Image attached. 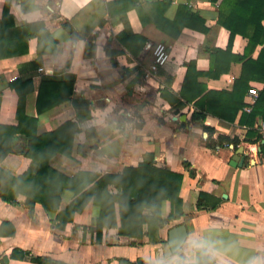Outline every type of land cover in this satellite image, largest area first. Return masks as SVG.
I'll use <instances>...</instances> for the list:
<instances>
[{
	"label": "crops",
	"instance_id": "obj_1",
	"mask_svg": "<svg viewBox=\"0 0 264 264\" xmlns=\"http://www.w3.org/2000/svg\"><path fill=\"white\" fill-rule=\"evenodd\" d=\"M111 1L0 0V19L7 5L17 27L43 22L57 42L54 54L37 56V41L31 39L27 54L0 59V125L17 126L19 97L11 84L30 80L31 92L25 95L22 110L26 117L36 119L37 134L78 121L70 157L57 153L49 160L52 169L69 178L81 171L115 174L152 157L157 168L182 176L179 198L183 215L159 230V243L131 239L135 244L129 246L127 240L119 238L117 229H103L100 242L95 243L92 228L99 209L92 202L58 230L51 226L56 214L47 213L41 205L36 204L30 216L24 196L19 195L14 206L0 199V226L8 222L14 228L12 236L0 237V264L4 258H8L7 264H35L28 257L9 259L14 249L63 264H120L119 259L142 264H196L198 250H204L214 264H249L253 259L264 264L263 122L257 118L253 127L260 141L256 137L247 140L250 129L239 124L242 113L249 112L255 102L249 91L258 95L263 85L249 83L243 99L249 110L239 111L232 123L212 115L202 123L192 121L194 106L180 98L187 64L194 61L198 71L207 72L210 60L206 48L227 47L229 33L217 25L222 0H170L164 13L167 20H174L178 6L187 4L205 20L208 30L203 34L185 28L177 39L151 23L142 25L135 10L124 16L109 15L107 4ZM153 1H141L144 13L151 12ZM65 23L79 36L75 42L63 27ZM134 37L144 38L145 44L161 42L169 50L170 60L152 77L145 76L151 54L141 42L132 43ZM87 42L94 46L93 57H84ZM246 45L245 38L235 36L232 54L241 55ZM260 49H255L252 59ZM240 72V64L231 63L227 74L218 79L201 76L197 83L209 91H230ZM44 78H73V91L62 103L38 113L36 102ZM218 136L239 144L219 146L215 144ZM28 144L25 135H15L12 152L0 162V169L14 176L28 171L31 160L23 156ZM240 147L244 150L243 163L232 166L236 164L232 157ZM199 193L216 200L217 207L198 210ZM72 199L73 194L64 190L59 209H65ZM170 211L169 203L164 202L162 218L166 219ZM177 226H183L187 236L181 249L170 253L168 234Z\"/></svg>",
	"mask_w": 264,
	"mask_h": 264
},
{
	"label": "trees",
	"instance_id": "obj_2",
	"mask_svg": "<svg viewBox=\"0 0 264 264\" xmlns=\"http://www.w3.org/2000/svg\"><path fill=\"white\" fill-rule=\"evenodd\" d=\"M143 0H112L107 4L109 15L124 16L130 10H135L142 25L151 23L160 32L171 39H177L183 29L206 34L205 20L190 10L187 4L177 8L174 20L164 17L169 8L170 0H155L150 6L148 14L141 7ZM264 0H222L218 5L217 25L229 33L228 44L225 50L206 48L209 54V70L200 72L194 61H190L186 68L180 98L191 103L195 110L192 121L202 123L208 115L222 121L232 123L239 111L245 108L243 99L250 89L249 83H261L263 88L258 92L254 105L249 112H243L239 124L248 127L247 140L250 137H260L253 131L257 118L264 123ZM73 42L79 38L74 29L67 23L63 24ZM125 35V34H123ZM247 40V45L241 55L232 54V43L235 36ZM121 41L122 37H118ZM136 41L145 45V39L134 37ZM37 41V56L54 54L57 42L51 36L43 22L25 23L17 27L9 8L5 5L0 19V59L17 57L27 54L29 40ZM122 42V41H121ZM124 46L131 52L128 44ZM261 47L256 59L252 54L257 47ZM84 57H93L94 46L86 43ZM231 63H238L241 72L233 81L230 91H209L204 84L197 83V78L204 76L209 79H218L227 74ZM70 61L66 67H69ZM30 80H18L11 84L19 97L16 118V127L0 125V162L12 152L13 139L17 134L27 137L29 144L23 156L31 160V167L21 175H11L0 169V199L10 205H16L19 195L25 197V207L32 216L36 204L42 206L49 214H56L51 220L52 228L63 230L67 223L73 221L76 213H81L89 202L98 207L99 213L93 223L95 243L101 240L103 229H117L119 238L127 240V245L135 243L131 239L146 238L150 243H159V230L170 220L178 219L183 215L182 202L179 198L182 176L167 169L157 168L152 157H145L137 166L124 167L115 174H97L77 172L73 177H66L49 166V160L61 153L70 157L73 135L79 131L78 121L67 122L58 129L47 133H36V119L24 115L22 106L24 97L31 92ZM74 79L58 81L44 78L40 84L36 108L38 113L50 110L68 99L73 91ZM29 86V87H27ZM174 100V99H173ZM172 102V101H171ZM206 132L210 133L207 127ZM215 144L237 146L234 139L218 136ZM264 157V144L260 145ZM186 166V164H185ZM187 167V166H186ZM66 190L73 194V199L60 210L61 193ZM168 202L170 213L166 219L162 218V205ZM218 202L206 199V195L199 193L196 201L198 210H213ZM13 226L2 222L0 237L12 236ZM196 264H214V260L204 250H198ZM29 261L35 264H63L45 257L31 256L28 252L14 249L9 259ZM4 258L1 264H7ZM120 264L131 263L119 259Z\"/></svg>",
	"mask_w": 264,
	"mask_h": 264
},
{
	"label": "built area",
	"instance_id": "obj_3",
	"mask_svg": "<svg viewBox=\"0 0 264 264\" xmlns=\"http://www.w3.org/2000/svg\"><path fill=\"white\" fill-rule=\"evenodd\" d=\"M145 47L150 52L152 57L151 65L145 71V76L148 78L154 76L159 69L163 68L168 63V61L170 60V54L167 46L161 42L159 43L148 42L145 44ZM249 92L252 95L253 100H256L257 94L254 91H249ZM244 109L249 110V108L247 107ZM261 130L264 131V123L261 125Z\"/></svg>",
	"mask_w": 264,
	"mask_h": 264
},
{
	"label": "water",
	"instance_id": "obj_4",
	"mask_svg": "<svg viewBox=\"0 0 264 264\" xmlns=\"http://www.w3.org/2000/svg\"><path fill=\"white\" fill-rule=\"evenodd\" d=\"M243 147L238 148L237 153L232 157L233 163L232 166H241L243 163V157L241 158V155H243ZM258 152H260V148L258 149ZM186 231L183 226H177L175 228H172L169 231L168 234V241H167V247L169 249L170 253H176L178 252L181 247L183 246L185 239H186Z\"/></svg>",
	"mask_w": 264,
	"mask_h": 264
},
{
	"label": "clouds",
	"instance_id": "obj_5",
	"mask_svg": "<svg viewBox=\"0 0 264 264\" xmlns=\"http://www.w3.org/2000/svg\"><path fill=\"white\" fill-rule=\"evenodd\" d=\"M185 264H192L191 261H186ZM249 264H259V261L256 259H253L249 262Z\"/></svg>",
	"mask_w": 264,
	"mask_h": 264
}]
</instances>
